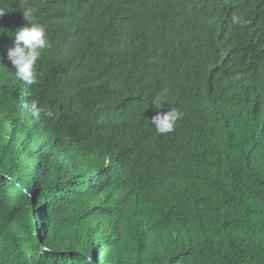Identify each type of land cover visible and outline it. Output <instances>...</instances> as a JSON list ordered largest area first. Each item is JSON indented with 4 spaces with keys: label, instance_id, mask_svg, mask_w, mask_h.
Returning <instances> with one entry per match:
<instances>
[{
    "label": "trees",
    "instance_id": "1",
    "mask_svg": "<svg viewBox=\"0 0 264 264\" xmlns=\"http://www.w3.org/2000/svg\"><path fill=\"white\" fill-rule=\"evenodd\" d=\"M27 8L32 85L7 60ZM0 11V264H264V0Z\"/></svg>",
    "mask_w": 264,
    "mask_h": 264
},
{
    "label": "clouds",
    "instance_id": "2",
    "mask_svg": "<svg viewBox=\"0 0 264 264\" xmlns=\"http://www.w3.org/2000/svg\"><path fill=\"white\" fill-rule=\"evenodd\" d=\"M35 10L32 8L23 9V15L27 24L11 32L10 37H14L13 46L7 49V60L11 62L15 77L25 84L32 85L36 83V65L41 57V51L51 47L46 36V29L36 22ZM4 14L0 11V16ZM240 22L239 18H234ZM3 33V32H0ZM9 34V33H8ZM0 59H3L0 56ZM163 100L160 97L154 98L152 104L156 107L161 105ZM27 110L31 111L33 116L39 118V109L36 105L25 104ZM51 115V113H48ZM183 118V113L175 108H169L164 112H157L150 119L155 131L159 134L172 133L177 122ZM87 264H94L92 257H87Z\"/></svg>",
    "mask_w": 264,
    "mask_h": 264
}]
</instances>
